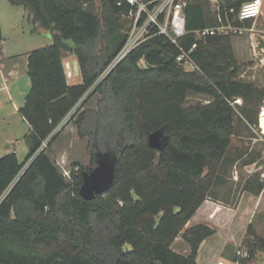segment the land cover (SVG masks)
<instances>
[{
    "label": "trees",
    "instance_id": "obj_1",
    "mask_svg": "<svg viewBox=\"0 0 264 264\" xmlns=\"http://www.w3.org/2000/svg\"><path fill=\"white\" fill-rule=\"evenodd\" d=\"M8 1L23 7L52 43L27 54L30 89L19 109L30 128L26 157H0V264H198L199 247L213 232L202 226L182 231L205 201L219 202L214 187L231 169L257 161L254 149L234 157L229 152L233 137L244 131L257 139L264 87L237 78L229 35L195 32L250 27L251 20L239 22L236 13L252 0H223L216 11L207 0H186L185 35L176 44L150 29L147 40L103 78L128 37L124 0ZM65 53L77 59L79 84L67 82ZM182 55L194 70L177 61ZM95 94L96 104L86 107ZM192 96L205 100L190 103ZM69 123L87 139L89 160L85 167L70 165L66 180L48 150ZM158 130L167 138L161 151L148 147ZM103 152L118 156L114 183L84 201L81 172ZM242 189L258 196L260 174L248 176ZM180 235L187 255L171 249ZM251 237L240 264L264 252V239Z\"/></svg>",
    "mask_w": 264,
    "mask_h": 264
},
{
    "label": "rangeland",
    "instance_id": "obj_2",
    "mask_svg": "<svg viewBox=\"0 0 264 264\" xmlns=\"http://www.w3.org/2000/svg\"><path fill=\"white\" fill-rule=\"evenodd\" d=\"M185 1L180 0L182 4ZM222 1L207 0L210 8L215 11ZM122 20L125 21L124 26L128 29L127 33L129 34L132 29L131 21L128 18ZM250 22L253 25V21ZM0 24L3 53L6 58L13 55L20 56L27 51L44 47L52 42L49 32L36 29L29 21L28 13L23 7L13 6L8 0H0ZM235 28L239 30H228L222 35L231 37L234 55L240 65V73L237 78L242 82H252L257 86L264 87V32L254 33L251 41L247 42V33L242 30L247 27ZM183 67L187 71L194 70L188 64H184ZM75 68L78 81H80L77 65ZM24 81L27 84L26 93H28L29 78L26 77ZM24 81L20 84L22 87H24ZM98 99V94L93 95L86 104L87 107L94 106ZM197 100L204 101L205 98L192 96L189 102L193 103ZM262 112H264V108H261L259 112L258 128L255 130L257 139L250 141L247 138V131H244L239 137H233L229 152V156L234 157L242 148L244 150L245 148L254 149L255 155L259 154L257 161L246 167L238 163L235 168L231 169L226 182L214 187L213 194L219 202L205 201L182 231L183 233L186 229L202 226L213 232L199 247L197 256L200 264H214L217 260L232 261L237 252L248 251L253 241L251 234L264 239V134L259 125L260 120L264 119ZM61 138L58 141L56 138L52 145L55 149L53 151L51 147L48 154L64 178L69 180L70 165L77 162L85 167L88 164L87 139L77 136L75 145L65 152L63 144L61 143L62 145L59 146ZM16 151L18 160L23 161L27 154L24 138L18 143ZM257 173L260 174V179L263 182V190L258 196L246 193L242 189L245 179ZM181 236L171 245V249L179 254L187 255L190 249ZM251 264H264V252H255Z\"/></svg>",
    "mask_w": 264,
    "mask_h": 264
},
{
    "label": "crops",
    "instance_id": "obj_3",
    "mask_svg": "<svg viewBox=\"0 0 264 264\" xmlns=\"http://www.w3.org/2000/svg\"><path fill=\"white\" fill-rule=\"evenodd\" d=\"M261 1V15L256 19L251 20L253 21V25L251 24L250 27L242 29L244 32L247 33V42L251 41V39L254 37V33L264 32V0ZM3 52L4 49L2 40L0 46V157L8 153H15L17 155L16 150L18 143H20L23 138L26 142V136L30 133L29 125L19 114V109L23 106L25 97L27 95V84L24 80L26 79V77H28L27 54L30 51H27L26 53H23L20 56L13 55L10 58L4 57ZM63 65L67 76L68 84H79L81 82V77L80 81H78L77 71L75 67L77 65L79 70V66L76 57L71 53H65L63 55ZM22 81H24V87L20 85ZM92 107L93 106H91L90 108ZM77 136L78 134L75 125L73 123H69L59 133L56 141H58V139L62 137L59 146L63 144L62 146L64 147V151L67 152L77 142ZM52 148L54 151L55 148L53 146ZM196 261L198 264H200L198 261V256L196 258Z\"/></svg>",
    "mask_w": 264,
    "mask_h": 264
},
{
    "label": "built area",
    "instance_id": "obj_4",
    "mask_svg": "<svg viewBox=\"0 0 264 264\" xmlns=\"http://www.w3.org/2000/svg\"><path fill=\"white\" fill-rule=\"evenodd\" d=\"M130 7L127 17L131 21L132 29L128 34L127 40L119 53L116 55L112 63L102 74L103 78L112 68L121 62L133 49L145 42L148 38L150 29L156 28L157 34L166 36L173 44L185 35V18L183 7L185 3L180 0H124ZM251 7H255L256 11H251ZM262 1L252 0L241 6L236 13V19L239 22L254 20L261 15ZM233 13V9L229 10ZM228 30H239L231 24L222 25L217 28H207L195 32L198 37L207 35L224 34ZM185 61L184 64L194 68L193 63L186 55L177 58V61ZM74 113V111H73ZM70 117H67L64 125ZM60 128L57 129V131ZM44 142L41 149L46 147ZM248 251L243 253L237 252L236 257L232 261L217 260L214 264H240V261L248 257Z\"/></svg>",
    "mask_w": 264,
    "mask_h": 264
},
{
    "label": "water",
    "instance_id": "obj_5",
    "mask_svg": "<svg viewBox=\"0 0 264 264\" xmlns=\"http://www.w3.org/2000/svg\"><path fill=\"white\" fill-rule=\"evenodd\" d=\"M72 46L71 42H67ZM167 138L161 130L155 131L148 137V147L161 151L166 147ZM118 156L113 152L97 153L95 164L87 171L81 172L82 183L79 195L84 201H92L94 197L109 190L115 180Z\"/></svg>",
    "mask_w": 264,
    "mask_h": 264
},
{
    "label": "bare ground",
    "instance_id": "obj_6",
    "mask_svg": "<svg viewBox=\"0 0 264 264\" xmlns=\"http://www.w3.org/2000/svg\"><path fill=\"white\" fill-rule=\"evenodd\" d=\"M259 125L262 130V133L264 134V119L260 120Z\"/></svg>",
    "mask_w": 264,
    "mask_h": 264
},
{
    "label": "clouds",
    "instance_id": "obj_7",
    "mask_svg": "<svg viewBox=\"0 0 264 264\" xmlns=\"http://www.w3.org/2000/svg\"><path fill=\"white\" fill-rule=\"evenodd\" d=\"M253 9H255V11H256V8H255V7H251V11H252Z\"/></svg>",
    "mask_w": 264,
    "mask_h": 264
},
{
    "label": "snow or ice",
    "instance_id": "obj_8",
    "mask_svg": "<svg viewBox=\"0 0 264 264\" xmlns=\"http://www.w3.org/2000/svg\"><path fill=\"white\" fill-rule=\"evenodd\" d=\"M252 11H255V9H253Z\"/></svg>",
    "mask_w": 264,
    "mask_h": 264
}]
</instances>
